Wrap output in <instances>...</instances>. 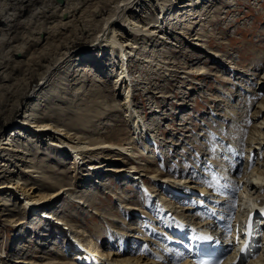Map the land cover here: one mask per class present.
<instances>
[{
	"label": "rangeland",
	"instance_id": "1",
	"mask_svg": "<svg viewBox=\"0 0 264 264\" xmlns=\"http://www.w3.org/2000/svg\"><path fill=\"white\" fill-rule=\"evenodd\" d=\"M160 1L162 2L160 3ZM188 1L193 5L182 9L178 8L180 3L171 5L169 0L167 2L164 0L145 1L144 3L154 6L148 5L149 8L143 7V10L139 12L146 17H140L136 12V19L141 18L144 22L152 20L151 24L160 23L163 27L168 28L174 35L168 41L173 43H160L156 37L143 40L139 38L140 35L133 33L132 37L137 39H135L136 41L133 39L131 43L135 42L134 46L136 47L132 48V51H129L130 49L125 50L129 79L126 80V86L132 89V106L136 112L134 115L140 117L147 132L154 136L157 148L147 144L146 135L142 131V135L138 134V138H134L138 147L132 150L134 157L131 159L124 155H117L116 151L109 153L112 157L110 160H103V154L100 158L98 156L100 154L90 156L101 161L102 167H125L127 171H132L133 166H142L146 169L143 171V174L146 175L140 177L147 183L145 185L149 187L150 191L145 189L147 187H144L141 180H136V177H134L135 179L132 178L135 173L126 172V174H120L121 176L118 177L114 172H103L101 167L100 170H89L87 169L88 161L84 164L80 163L78 159H74L71 151L63 152L60 149H53L49 146L47 139L44 141L45 144L42 142L37 149L30 150L31 154L28 157L31 159L30 163L35 165L38 171H41L39 174L41 176L37 181L38 188L32 193H30L31 190L24 193L19 191L18 196L14 197L9 189L0 190V194H2L0 200V264H17L15 261L20 258L27 261L26 264H40L50 261L58 264L62 262L66 264H91L89 259L80 261L74 259L75 244L73 241H69V237L66 236V239L68 244L72 246L68 244L62 246L60 244L62 237L59 234L56 235L55 233L51 237L48 232L35 231V233H31V230L28 229L29 226L30 228H35V226L31 223L30 212L23 208L24 201L22 199L25 197H29V200L37 206L49 204V207L53 209L44 208V210H49L51 213L56 209H61L60 216L68 220L72 229V231L70 228L66 230L68 234L71 232L73 235L75 233L73 230L77 229L80 236L78 238H82L78 243L82 242L80 244L87 245L86 242L90 240L91 244L96 246L101 253L107 252L112 255V252H115L118 253V256L122 254L120 256L138 257L143 250L142 245H139L142 244V241L130 242V240L137 239V237L145 239V241L148 240L150 248L155 250V247L159 246L158 243L161 245V241L157 239L155 234L163 237V233L167 230L165 223H161V220L160 222L156 221L157 231L154 227V230L151 228L153 226L151 219H156L154 215L161 209V206L156 207V204L158 201L160 204L162 202L158 200L161 195V188L159 186L153 188L154 182L148 178V176L152 177L151 175L154 173L152 171L155 168L159 169L158 172L161 171L162 175L170 174L172 177L177 176L176 178L185 177L186 180L192 181L189 185L197 186V183L200 182L198 179L205 177L207 181L212 183L218 182L219 187L221 179L217 176L218 164L225 162L227 167V159L230 155L226 148L231 151L232 147L233 150L241 147L243 160H240L239 163L240 167L242 166L241 173L243 174L240 175L247 176L248 172L250 173L251 168L249 167L251 165L246 161L248 148L252 146L250 147L252 155L253 152L257 155L259 151L254 150L258 147L255 143L256 140H250V137L253 136L255 121L258 120L252 119V116L257 111L256 106L259 97L263 98L264 93H257L255 97L251 91L246 92L239 87L237 80L244 87L250 82L251 86H249L252 90L255 84L253 79L264 68V59L261 58L264 54V0ZM147 12L149 18L146 15ZM121 30L127 32L126 28ZM197 34L203 38L201 41L194 40ZM105 42L103 44H108V41ZM199 42L201 46L196 44ZM101 47L103 45H97L89 52L92 54L90 57L93 61L85 63L79 60L78 57L80 56H75L67 63L66 67L57 71L53 77L51 76L50 84L44 86L40 90V94L43 91L58 88L62 95L67 96V99L65 103L58 100H47L46 103L43 102L45 105L42 107L46 108L45 112H49L55 107L68 109L69 114L64 116V121L68 123L70 128H73L71 131L77 133L76 136H82V138L104 140L116 132H120L122 136L126 137L134 136V121L132 118L127 121L124 116L123 96H115L116 91L113 89L115 75L117 71L119 72L121 63V56H119L121 51L119 52L117 48L113 49L110 55L111 52H108L107 48L103 54L101 53L103 57L101 58V54H99ZM147 59L151 61H145ZM85 64L87 65L86 70H80L79 68H83ZM230 64L241 68L245 74L242 77L238 75V79L233 81L232 74H229ZM198 67H203L201 70L205 71L202 74L187 72L191 68L197 70ZM65 69L70 74L68 76L70 80L63 88L64 86L60 85L66 78ZM61 79L62 81H60ZM221 87L227 90L228 96L224 94L226 91ZM76 96L80 97L78 101H76ZM77 108L80 109L82 124L75 125L72 122L73 117L77 114ZM111 108L116 109L111 111ZM231 113H234L235 116H232ZM79 127L84 130L77 132L76 128ZM10 130L12 128H9L7 132ZM158 151L160 158H156ZM262 153L259 154V159L262 157ZM90 157L87 156L84 159H90ZM254 158L257 159V156ZM152 159L154 161H151ZM260 161L264 164V156ZM13 163L14 161L10 165ZM16 165H12L8 169H14V172L9 173L7 171L0 174V185L8 175H11L12 182L13 179L17 180L18 177H21V181L26 182L28 186L30 182L35 181V178L30 176V172H22L23 167L18 166V163ZM1 168L4 169L5 166ZM240 175H238V179ZM159 177L157 176V178ZM95 179L96 181L100 180L99 183L103 184L99 185L98 181L97 183L94 182ZM239 181V191H241L245 188ZM224 183L221 184L220 189L227 188ZM61 187H69V190L55 195V192ZM212 188L211 186L203 192L206 202L211 201V198L214 199L213 196L218 194ZM248 191L249 189L246 190L247 194H249ZM68 192L73 196L83 194L84 198L72 197L73 202L69 201ZM204 193H209L208 197ZM44 195L47 196L44 197ZM192 195L195 202L186 203V200L180 199L181 196L172 198V201H177L174 205L177 208H172V210H175L174 215L178 220H189L181 215L182 212L193 215L191 213L197 206L195 203L200 199L199 195L196 196L195 193L190 194L189 192L182 197ZM241 195L244 197L245 193ZM150 198L155 202L147 203ZM262 198L264 199V192L260 194L258 201L261 202ZM75 200L82 202H75ZM245 201L246 198H244ZM202 203L203 201L200 202V204ZM127 205V210L122 212V207ZM249 205H251L250 202H248ZM25 207L27 206L25 205ZM41 208H39V213L43 210ZM132 208L135 209L132 210ZM186 208L190 210H186ZM193 212L195 213V211ZM161 213L164 214L163 211ZM140 214L142 216L144 214L145 217H139ZM246 214L247 212L244 213V216ZM194 217L196 215L192 216V220ZM18 219L23 221L21 226L17 224L16 220ZM161 219L163 220V218ZM242 219V225L238 223V228H243L241 232H244L246 221L245 217ZM190 221L186 223L196 222V220ZM47 222H49L47 224L51 223L50 220ZM47 224H45L46 229H48ZM158 224H161L163 230ZM45 228H43L44 231H46ZM54 231H57L56 227ZM135 231L136 233H134ZM50 232L53 231L50 230ZM46 235L49 236L46 237ZM131 235L136 237L133 238ZM138 245L139 252L135 250ZM123 249H126V252ZM77 251H81L80 253L83 255V250L78 249ZM141 254V259H144L145 254ZM116 256L115 258H117ZM109 258L113 257L109 256Z\"/></svg>",
	"mask_w": 264,
	"mask_h": 264
},
{
	"label": "bare ground",
	"instance_id": "2",
	"mask_svg": "<svg viewBox=\"0 0 264 264\" xmlns=\"http://www.w3.org/2000/svg\"><path fill=\"white\" fill-rule=\"evenodd\" d=\"M145 1L150 0H0V12H4L0 14V174H3L7 171L9 173L14 172V169H8H10L12 165L17 166L16 163H18V166L23 167L21 169L22 172H30V176L35 178V181L30 182V185L28 186L26 182L21 181V177H18L17 180L13 179L12 182L11 175H8L0 185L1 191L3 189H9L14 197L18 196L19 191L24 193L31 190L30 193H32L34 192L33 190L38 188L37 181L41 176L39 175L41 174V171H38L36 166L30 163L31 159L28 157L31 154L30 150L33 148L37 149L42 142L45 144L44 141L47 139L49 140V146L53 147V149H60L63 150V152L68 150L69 152L71 151L73 153L74 159H78L80 163L84 164V162L88 161L87 169L89 170H100L101 167L103 172H114L118 175V177L121 176L120 174H126V172H133L138 174L139 177L143 175V171L146 169L140 165L133 166L132 171H127L125 167H102L103 164L101 161L90 156L93 154H100L98 155L100 158L101 154H103V160H110L112 157H110L109 153L116 151L117 155H124L131 159V157H134L132 150H135L138 147L134 138H138V134L142 135V131H144L143 134L146 135L145 141L147 144H150V142L154 141V136L147 132L144 124L140 120V117L138 118L134 115L136 112L132 106V89L126 86V80L129 79L127 71L128 61L126 59L125 50L130 49L129 51H132V48L136 47L134 46L135 42L131 43L133 39H137L132 37L133 33L140 35L141 37L139 38L143 40L156 37L160 40V43L171 44L173 42L168 40L171 37L173 38L174 35L168 28L160 25V23L151 24L150 22L152 20L149 22H144L141 18L139 20L136 19V12H138L140 17H142V13L140 14L139 12L143 10V7L149 8L148 5H150V7L154 6L153 4L144 3ZM167 1L164 0V2ZM169 1V4L171 5L173 3H180L178 7L180 9L193 5L188 0L183 2H177L176 0V2H173L174 0ZM161 2L162 1H160V3ZM146 15L148 17V12ZM189 15L191 16V14ZM163 16L161 17L162 20L164 18ZM143 17L146 16L144 15ZM126 19L127 22H125ZM122 28H126L127 32H122ZM201 39L203 38H200L198 34L196 37H194V40L197 41H201ZM105 41H108V44H103ZM196 44L201 46L200 42ZM97 45H103V47H101L102 51L101 48H99V54H103V52H105L104 50L107 48V51L111 52L110 55L112 54L113 49L117 48L119 52L121 51L119 54V56H121V63L117 61L120 63V65L118 64L119 72H116L115 80L113 82V89L116 91L115 96H123L122 106L124 107L125 111L124 116L127 121L129 119L131 120V118L134 121L133 133H135L136 136L134 134V136L126 137L122 136L120 132H116L107 136L104 140H94L86 137L82 138V136H76L77 133H73L71 131L73 128H70L68 123L64 121V116L69 114L68 109L55 107L49 112H45L46 108H43L45 105L44 103H46L47 100H58L61 101V103H65L67 96L62 95L58 88L49 89L45 92L43 91L41 94L40 90H42L44 86L50 84L49 81L53 75H55L60 69L66 67L67 63L75 56H80L78 57L79 60H82L85 63L93 61L91 59L92 57H90L92 54L89 52L92 51ZM102 54L100 55L101 58H103ZM261 58L264 59V54L261 56ZM145 61L151 60L147 59ZM103 63L105 64V62ZM233 64H230V68L232 70L231 74L234 81L238 79V75H241L242 77L245 73L243 70H241V68H237ZM86 66L87 65L85 64L83 68L79 69L86 70ZM201 69H203V67H198L197 70H192L191 68L187 72H199V74H202L205 70ZM64 74L66 75V78H64L63 81L62 79L60 80L62 81V85L60 86H64L63 88L66 87V85L69 83L68 81L70 80L68 77L70 74H68L66 69ZM257 75L258 76L253 79L255 80V84L252 90L250 89L251 83L248 81L249 79L247 81L249 82L250 86L245 82L247 84H245V87L244 85H241L240 81L237 80L239 87L243 88V90L246 92L251 91L255 97L257 93H264V68L261 73ZM228 79L230 80V78ZM221 88L225 89L223 87ZM224 91H226L224 94L228 96L227 90L225 89ZM228 98L230 99V97ZM79 99L80 97L76 96V101ZM78 108L76 110L77 114H75L73 117L72 122L75 125L78 123L82 124V118L79 114L80 109ZM115 109L111 108V111H114ZM256 109L257 111H255L253 114L252 119L258 120L255 121L256 124L252 131L253 136L250 137V140H256L255 143L258 145V147L254 148V150L259 151L257 155H255V152H253L252 155V150H250V147L252 146L248 148L246 161L249 165H251L249 167L251 168L250 173L248 172L247 176L240 175L243 174L241 173L242 166L240 167L239 163L240 160H243L242 150H240L241 147L239 149L234 148V150L232 147L231 151L229 148V150L226 148V150L230 152H228L230 154L229 158L227 159L228 166L226 167L224 164L225 162L218 164L219 169L217 170V176H219L218 178L223 181H220V185L225 182L224 184L227 188L220 189L221 194L214 198L218 199L216 207L220 208V210H226V205L228 204H232L236 207L234 213V221H236V224L234 225V231L229 236L233 238V242L237 248L230 252V254L227 256V261L224 264H245L246 261V264H264V199L262 198L261 202L258 201L260 194L264 192V164L260 161L264 156V97H259ZM232 111L234 110L232 109ZM231 115L233 116L234 113H231ZM9 128H12V130L7 132ZM82 130L84 129L81 127L76 128L77 132ZM260 153H262V157L259 159ZM19 154H22V156H19ZM87 156L90 157V159H84V157ZM157 156H159V154H157ZM255 156H257V159L254 158ZM13 161L14 163L10 165ZM151 161L154 160L152 159ZM2 166H5V168L2 169ZM158 170L159 169L155 168L154 171H152L155 173L151 175L155 179L153 180V188L156 186L161 188V195L158 196L159 200L162 202L160 204L161 209L158 211V215H160L163 211V213L166 214V217H164L163 214V220L161 218L151 219V223L153 224L156 221L160 222L161 220V223H165L167 230L163 233V237L160 236L158 238L162 240L160 248L157 247V249L152 250L148 245V240L147 243L142 245L143 250L141 253L145 254L144 259H141V253L138 257L120 256L122 254H119L118 256V253L115 252H112V255L107 252L101 253L96 248V246L91 244L92 242L90 240L86 242L87 245L80 244L82 242L78 243V241H81L80 239L82 238H78L80 236L77 233V229L73 230L75 232L73 235H71V232L68 234L66 230H68V228L71 229L68 220L60 216L61 214L56 215V211L54 210L52 213L49 212V210L53 209L52 207H49V204L38 205V207L33 201L29 200V197L21 199L24 201V206L26 205L29 208L30 206H36L37 209L42 207L41 209L43 210H41V213H45L44 215L47 214L48 217L53 218L50 220L60 223V230L64 234V238L66 239V236L69 237V241H73L75 244V249L73 251H76L74 257L76 261L89 259L91 264H175L171 262H176L177 257L180 254L184 255L185 253L181 246L183 240H181L177 234L184 235V230L187 228L194 234H202L203 232H206L204 234L205 238L212 239V235L215 236L211 233V231H209L211 227L210 222L205 221L200 224L203 219L199 217L198 211L196 213V210L199 208L203 209L202 213L209 211V208L207 207L208 205H206L207 202L209 205H211V208H213V199L211 198V201L206 202V198H204L203 192L209 187L207 181L199 178L198 180H200V182L197 183V186H193L189 185V183L192 181L186 180L187 178L185 177L176 178L177 176L172 177L170 174H168L169 176L166 174L162 175L161 171L158 172ZM236 172L237 178L235 176ZM238 175H240L239 179ZM157 176L160 177L157 178ZM243 179H245V181H242ZM238 180H240L239 182L243 184L245 189L239 191L240 183H238ZM97 181L99 183L100 180ZM97 181L95 179L94 182L97 183ZM102 184L103 183H99V185ZM144 187H147L146 189L149 190V187L145 184ZM216 187L217 184L215 185V188ZM248 189L249 194L246 193V190ZM68 190L69 187H61L57 192H55V195L58 193L60 194V192H67ZM230 190H236V197L230 194ZM189 192L190 194L195 193L196 196L199 195L200 197V199L195 203L197 206L193 209L196 214V217L194 218H196V220L199 219V221H196L197 223L193 222L191 224L187 223L192 220L193 215L184 214V212H182L181 215L185 216V218H188L189 220L184 219L183 221H180L174 215L175 210H172V208H177V206H174L176 205L177 201H172V198L186 196ZM242 193H245L244 197L241 195ZM1 195L2 194H0V200L2 198ZM46 196L47 195H44V197ZM68 196L70 198L69 201L72 202L74 200L73 198H84L83 194H77L76 196H73V194L69 193ZM244 198H246L245 202ZM175 200H178V198H175ZM202 201L203 203L200 204ZM75 202L82 201L75 200ZM248 202H250L251 205L248 206ZM44 208L50 209L46 211ZM127 208L128 205L123 206L121 209L122 212L126 211ZM134 209L135 208H132V210ZM186 210L190 209L186 208ZM59 212L61 213V210ZM245 212H247L246 216H244ZM222 215L223 213H218L219 217H222ZM243 217H245L246 225L244 232H241L242 230L238 228V223L239 225H242L241 222ZM237 219H239V221H237ZM16 221L20 226L23 223L21 219ZM60 221H63V224ZM198 224L200 225L197 226ZM49 225H51V223ZM153 226L151 227L152 229ZM61 232L56 231V235L60 234ZM189 238H191V236H189ZM188 242H190V240H188ZM219 242L226 243V240L219 239ZM243 246H246L248 250H251L253 246H256L257 250H253L254 254L250 256L241 257L240 249ZM78 249L83 250V255L80 253L81 251H77ZM69 250H72V248H69ZM109 256L113 258H109ZM115 256L117 258H115ZM15 262L17 264L27 263V261L22 260V258ZM40 264L58 263L50 261L46 263L41 262ZM61 264L66 263L62 262Z\"/></svg>",
	"mask_w": 264,
	"mask_h": 264
},
{
	"label": "snow or ice",
	"instance_id": "3",
	"mask_svg": "<svg viewBox=\"0 0 264 264\" xmlns=\"http://www.w3.org/2000/svg\"><path fill=\"white\" fill-rule=\"evenodd\" d=\"M201 239H211V238H201Z\"/></svg>",
	"mask_w": 264,
	"mask_h": 264
},
{
	"label": "water",
	"instance_id": "4",
	"mask_svg": "<svg viewBox=\"0 0 264 264\" xmlns=\"http://www.w3.org/2000/svg\"><path fill=\"white\" fill-rule=\"evenodd\" d=\"M60 1H62V0H60Z\"/></svg>",
	"mask_w": 264,
	"mask_h": 264
}]
</instances>
